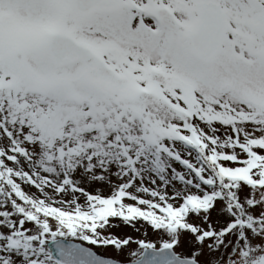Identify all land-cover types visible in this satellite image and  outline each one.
<instances>
[{
  "label": "snow or ice",
  "instance_id": "1",
  "mask_svg": "<svg viewBox=\"0 0 264 264\" xmlns=\"http://www.w3.org/2000/svg\"><path fill=\"white\" fill-rule=\"evenodd\" d=\"M0 264H264V0H0Z\"/></svg>",
  "mask_w": 264,
  "mask_h": 264
}]
</instances>
